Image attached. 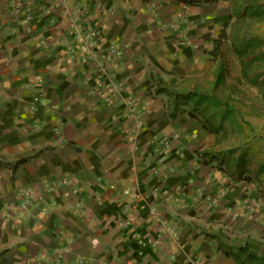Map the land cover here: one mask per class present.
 <instances>
[{
    "label": "crops",
    "instance_id": "0c3cea01",
    "mask_svg": "<svg viewBox=\"0 0 264 264\" xmlns=\"http://www.w3.org/2000/svg\"><path fill=\"white\" fill-rule=\"evenodd\" d=\"M217 20L0 0V264H260L264 167L224 162L190 112L220 71L201 35Z\"/></svg>",
    "mask_w": 264,
    "mask_h": 264
},
{
    "label": "rangeland",
    "instance_id": "374dc122",
    "mask_svg": "<svg viewBox=\"0 0 264 264\" xmlns=\"http://www.w3.org/2000/svg\"><path fill=\"white\" fill-rule=\"evenodd\" d=\"M206 4L218 20L206 23L201 35L211 44L210 67L216 64L220 71L215 85L202 91L205 99L192 105L190 112L199 115L210 131L218 132L224 162L237 156L239 161L252 162L260 175L264 167V0Z\"/></svg>",
    "mask_w": 264,
    "mask_h": 264
},
{
    "label": "trees",
    "instance_id": "16d2710c",
    "mask_svg": "<svg viewBox=\"0 0 264 264\" xmlns=\"http://www.w3.org/2000/svg\"><path fill=\"white\" fill-rule=\"evenodd\" d=\"M177 1L185 3V4H193V3H201V2L208 3L211 1H215V0H177ZM253 247L255 248L253 250H250L251 253L249 254V256L256 259V261H258L260 264H264V253L260 251L257 244L253 245Z\"/></svg>",
    "mask_w": 264,
    "mask_h": 264
}]
</instances>
